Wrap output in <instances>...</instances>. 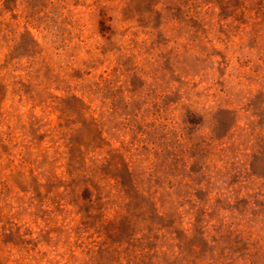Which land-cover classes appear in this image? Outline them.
Segmentation results:
<instances>
[{
  "label": "rangeland",
  "instance_id": "374dc122",
  "mask_svg": "<svg viewBox=\"0 0 264 264\" xmlns=\"http://www.w3.org/2000/svg\"><path fill=\"white\" fill-rule=\"evenodd\" d=\"M0 264H264V0H0Z\"/></svg>",
  "mask_w": 264,
  "mask_h": 264
}]
</instances>
